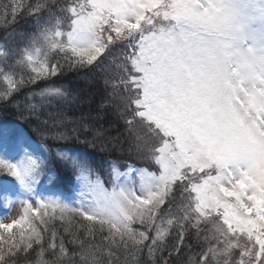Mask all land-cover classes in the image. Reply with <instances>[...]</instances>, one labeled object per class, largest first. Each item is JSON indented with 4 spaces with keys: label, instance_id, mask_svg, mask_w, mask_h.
<instances>
[{
    "label": "snow or ice",
    "instance_id": "6c2138e0",
    "mask_svg": "<svg viewBox=\"0 0 264 264\" xmlns=\"http://www.w3.org/2000/svg\"><path fill=\"white\" fill-rule=\"evenodd\" d=\"M25 13L36 31L0 44V103L44 125L42 140L153 168L109 161L106 185L85 154L57 149L76 182L60 190L47 145L0 128L13 181L0 185V264H264V0H0V27ZM93 69L108 73L101 107L117 109L123 139L69 116L89 98L52 83Z\"/></svg>",
    "mask_w": 264,
    "mask_h": 264
},
{
    "label": "trees",
    "instance_id": "16d2710c",
    "mask_svg": "<svg viewBox=\"0 0 264 264\" xmlns=\"http://www.w3.org/2000/svg\"><path fill=\"white\" fill-rule=\"evenodd\" d=\"M32 2H34V0H32ZM58 2L63 3L65 0H58ZM35 31L36 25L33 17L25 13L19 16L14 24L0 27V44H5L9 49L22 47L24 43L27 42V37ZM9 33H12L13 35L9 36ZM6 36H8L7 40L5 39ZM115 52L116 50H114V54ZM9 62L11 63V57ZM107 63L108 61H105V64ZM106 75H108V73L101 72L99 69H93L90 72H68L63 76L56 78L52 81V83L63 84L74 94L79 93L82 98H89L90 103L78 106H66L64 110L69 116L79 117L81 113L88 114L92 118L90 119L91 123H94L97 126L103 125L108 129L107 134L109 136H120L123 139L124 135H126L125 124L119 117L117 109L114 106L101 107V105L108 100L109 93L112 92V88L110 86H106L104 83V77ZM44 86L45 85L42 82L34 89H25V92H21L17 97H15V99L19 100L27 91L38 90ZM114 103L115 102H113V104ZM58 110H60V105L56 104L55 106L48 107L45 111L55 113ZM24 115H27V113ZM0 116L10 119L17 124H22V127L28 134L43 144H46L51 149H75L85 153L91 162H94V166L98 170H100V164H102L106 169L107 166H109V161L118 162L120 167H126L129 163L136 167H142L145 165L150 166L148 165V161L146 159L137 158L135 155H129L127 152L121 153L118 151H101L99 147L90 148L87 144L77 143L74 140L68 142H54L50 139L42 140L40 130H43L44 125L39 124L35 119H23L21 111L14 107L11 102L8 104L0 103ZM51 123H53L52 119L49 120V124ZM80 135L81 139H83L85 135H88L90 138V133L86 134L81 132ZM126 147L127 144H125V148ZM53 170L61 180L70 177V184L73 182L72 179L74 173H71V171L65 170L56 164H54ZM64 174H67L66 178H64ZM57 227H59V225H57ZM66 239H68V237H66ZM189 242H191V238H189ZM69 247H71V245H69ZM193 250L195 251L197 249L194 247ZM185 252H187V249H185ZM177 264H179L178 261Z\"/></svg>",
    "mask_w": 264,
    "mask_h": 264
},
{
    "label": "rangeland",
    "instance_id": "374dc122",
    "mask_svg": "<svg viewBox=\"0 0 264 264\" xmlns=\"http://www.w3.org/2000/svg\"><path fill=\"white\" fill-rule=\"evenodd\" d=\"M4 127H10L11 128V127H15V125L9 123L8 121L6 122V121H4L3 119L0 118V128H4ZM52 150H50L49 152L45 153V155L48 157V160H51L52 158L56 159V151H52ZM73 153H77V152H73ZM79 154H81V153L79 152ZM57 162H59V161L57 160ZM90 163H91L92 167L94 168V162H90ZM144 164H145V162H144ZM140 166H142V165H140ZM142 167H148L150 169L152 168V166H147V165L142 166ZM104 169H105V167H103V165L100 164V172L97 169H95V170H96V172L99 173V175L103 178V180L105 181V183L107 185L108 181H109V168L105 169V171H104ZM121 170H123V169L121 168ZM52 174H54V173H52ZM66 176H67V174H64V178H66ZM0 177H5V176L0 175ZM55 177H56V175H55ZM69 178L61 180L58 177V180L55 179V181H54L55 187L57 189H60V190H67V187L70 184ZM0 181H1V178H0ZM6 182L7 183L13 182L12 178L11 177H6ZM2 184L3 183L0 182V185H2ZM40 187L41 188L50 187L47 177L42 178ZM0 208H2L1 211H0V216L9 215V211H8V209H6L4 207V204H3L2 201H0ZM19 211H20V209H19V205L18 204L13 206L11 208V211H10V216L11 217H16L19 214ZM5 222H8V221H5Z\"/></svg>",
    "mask_w": 264,
    "mask_h": 264
}]
</instances>
